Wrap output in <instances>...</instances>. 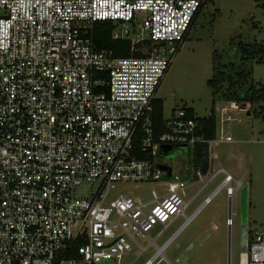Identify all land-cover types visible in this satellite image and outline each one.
Wrapping results in <instances>:
<instances>
[{
	"label": "built area",
	"instance_id": "obj_1",
	"mask_svg": "<svg viewBox=\"0 0 264 264\" xmlns=\"http://www.w3.org/2000/svg\"><path fill=\"white\" fill-rule=\"evenodd\" d=\"M207 1L0 0V264L119 263L134 246L138 257L154 246L145 262L153 264L194 218L199 208L186 211L197 193L185 200L187 184L173 172L152 204L107 195L116 184L167 176L157 163L166 146L189 149L184 177L191 167L195 185L202 180L190 162L195 147L207 145L212 165L213 146L232 141L223 132L236 118L220 102L214 140L204 139L186 107L163 116L162 133L153 126L162 79ZM100 22L110 24L112 40L128 44V56L98 49L93 31ZM221 173L202 204L233 181L224 169L211 178ZM94 184L88 197L77 193ZM234 190L227 188L229 199ZM179 218L178 229L156 246ZM135 235L146 237V246ZM246 253V264H264V232L250 238L248 231Z\"/></svg>",
	"mask_w": 264,
	"mask_h": 264
},
{
	"label": "rangeland",
	"instance_id": "obj_2",
	"mask_svg": "<svg viewBox=\"0 0 264 264\" xmlns=\"http://www.w3.org/2000/svg\"><path fill=\"white\" fill-rule=\"evenodd\" d=\"M128 29L131 27L129 26ZM239 44L264 46V0L207 2L156 93V98L163 103V116L166 118L173 110L183 107L192 109L197 118H206L211 113L213 103L219 102L232 108L230 116L236 118L225 127L223 132L232 141L219 142L213 146V154H216L217 158L212 160V165L209 164L212 171L208 172L211 177L218 169H224L232 176L233 181L211 199L185 232L165 250L170 264H182L185 256H188L187 264H240L242 191L238 184L246 185L248 188L246 221L248 231L252 232L250 238L255 232H264V113L259 115V109L255 113L257 106L248 103L242 105L241 109L243 108L245 112L240 113L233 102L223 100L221 96L222 93L229 92L227 88L231 85L233 86L231 92L235 91L239 96L246 92L252 81L264 87V62L243 60V56L241 57L237 50ZM262 58L264 61L263 56ZM214 67L216 69H213ZM241 70L245 74L248 73V80L244 84L239 77ZM220 72L224 73L225 80L221 94L215 95L207 82ZM261 105L264 106V101ZM188 160L189 149L177 148L167 157H158L157 163L168 165L173 174L181 177L178 181L180 185H189L192 181L191 167L188 168L189 177H184ZM201 176L202 180L196 178L195 181L198 183L195 186L186 185L185 200L207 183L205 175L201 173ZM224 177L225 175L221 173L207 184L203 194L197 197L186 211L187 216L219 187ZM169 181H171L170 177L163 176L157 181L116 184L114 188L109 189L107 197L112 198L122 194L152 204L153 193L156 195L164 193L165 183ZM95 187L96 184L83 185L77 193L88 197ZM229 187L235 189L230 199L226 195ZM229 213L232 224L227 225ZM182 222L183 218H179L169 226L155 239V245L161 247ZM159 230L160 226H157L148 233V238H154ZM134 239L139 245L146 246V237L135 235ZM206 240H208L207 244ZM154 252V246H150L142 256L138 257V249L134 246L119 263L110 260L98 264H145ZM158 264L168 263L162 261Z\"/></svg>",
	"mask_w": 264,
	"mask_h": 264
},
{
	"label": "trees",
	"instance_id": "obj_3",
	"mask_svg": "<svg viewBox=\"0 0 264 264\" xmlns=\"http://www.w3.org/2000/svg\"><path fill=\"white\" fill-rule=\"evenodd\" d=\"M211 0H208L209 2ZM112 28L110 24L105 22L97 23L94 26L93 31V39L96 43L98 49H105L108 51H113L114 55L116 57H125L128 56V44L125 42H120L116 40H112L111 38ZM239 51V54L241 57L243 56V60L246 62H252L256 61L257 63H262L264 57V46L262 44L254 45V46H246V45H240L237 49ZM213 69H216L215 67ZM216 75V74H215ZM224 73L220 72L216 76L212 77L211 80L207 82L208 86H210L213 90L215 95L221 94L222 92V84L224 82ZM239 77L241 79V82L244 84L248 80V73H243V70L240 71ZM233 86H228L227 90L229 92L222 93L223 100L235 102L242 107V105L250 104L251 106L256 105L257 110L255 113L258 112L259 109V115H262L264 113V106L261 105L262 101H264V87L253 83V81L250 83L248 88L246 89V92L241 96L237 95L235 91L231 92V88ZM214 104L211 108V113L206 118H197L194 115V112L192 109L188 108V115L189 117H193L198 124L202 127L201 133L204 136L205 140H214L217 138L218 134V126H217V120L216 115L214 113ZM195 116V117H194ZM162 119H163V103L161 100H157L154 103V113H153V126L155 134H160L164 131L162 128ZM264 119V117H263ZM138 157H142L139 155ZM191 163H194L196 165V168L202 173L206 174L209 170V163H208V148L207 145L204 144H198L195 147L193 157L190 161ZM250 234H252L251 231H249V237Z\"/></svg>",
	"mask_w": 264,
	"mask_h": 264
},
{
	"label": "water",
	"instance_id": "obj_4",
	"mask_svg": "<svg viewBox=\"0 0 264 264\" xmlns=\"http://www.w3.org/2000/svg\"><path fill=\"white\" fill-rule=\"evenodd\" d=\"M250 113H247L249 115ZM180 148H185V146H181ZM173 148L171 146H166L164 150L162 151L163 156L167 157L172 153ZM158 168L162 171L167 172V176L170 177L172 175V169L165 164H159ZM246 194H247V186H246ZM243 196V194H242ZM242 206H243V200H242ZM229 218L231 217V214L229 213ZM247 236H248V229H247V221H243L242 219V225H241V242H240V264H246V251H247ZM230 251H231V244H230V232H229V242H228V256L230 259Z\"/></svg>",
	"mask_w": 264,
	"mask_h": 264
},
{
	"label": "crops",
	"instance_id": "obj_5",
	"mask_svg": "<svg viewBox=\"0 0 264 264\" xmlns=\"http://www.w3.org/2000/svg\"><path fill=\"white\" fill-rule=\"evenodd\" d=\"M210 173V172H209ZM209 173L207 172L206 174H205V178H207V183L199 190V191H197L196 193V197H195V200L194 201H196V199H197V197H199L200 195H202L203 194V192H204V190L207 188V184L208 183H210L214 178H211L210 176H209ZM219 175V174H218ZM200 182V181H199ZM198 182H196V184H197ZM195 184V185H196ZM195 185H192V186H195ZM247 194H248V190H247ZM205 199V198H204ZM204 199L202 200V203H203V201H204ZM193 201V202H194ZM200 204L199 205V210H198V212L195 214V216H194V218L190 221V223H188L185 227H184V229H182L181 231H179V233L178 234H176L173 238H171L170 239V242L168 243V245L163 249V251H162V255L160 256V257H158L157 259H156V264H158V263H161L162 261H166L168 264H170V261L167 259V257H166V255H165V250L166 249H168V248H170L171 246H172V244L174 243V241L179 237V236H181L184 232H185V230L190 226V224L197 218V216L201 213V211L203 210V209H205V207L208 205V203L207 204ZM248 221H249V218H248ZM173 224V223H172ZM171 224V225H172ZM170 225V226H171ZM172 236V235H171ZM170 238V237H169ZM168 238V239H169ZM205 243L207 244L208 243V240H206L205 241ZM203 246H205V244L203 245ZM147 251V250H146ZM184 260V261H183ZM187 260H188V256H185V258H183L182 259V264H187ZM154 262V263H155ZM153 263V264H154Z\"/></svg>",
	"mask_w": 264,
	"mask_h": 264
},
{
	"label": "bare ground",
	"instance_id": "obj_6",
	"mask_svg": "<svg viewBox=\"0 0 264 264\" xmlns=\"http://www.w3.org/2000/svg\"><path fill=\"white\" fill-rule=\"evenodd\" d=\"M226 185V183H223L222 184V188ZM239 186L238 187H241V191H242V200H243V206H242V219L243 221L245 222L247 220V199H248V194H246V185L245 186H242L241 184H238ZM248 190V188H247ZM230 220V219H229ZM232 223V221H229L227 223V225H230Z\"/></svg>",
	"mask_w": 264,
	"mask_h": 264
},
{
	"label": "flooded vegetation",
	"instance_id": "obj_7",
	"mask_svg": "<svg viewBox=\"0 0 264 264\" xmlns=\"http://www.w3.org/2000/svg\"><path fill=\"white\" fill-rule=\"evenodd\" d=\"M176 149H177V148H175L173 151H175ZM173 151H172V152H173Z\"/></svg>",
	"mask_w": 264,
	"mask_h": 264
}]
</instances>
